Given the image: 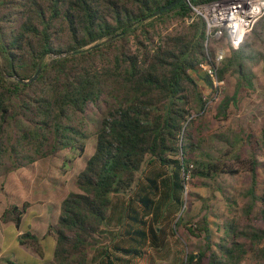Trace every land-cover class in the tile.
Masks as SVG:
<instances>
[{"label":"trees","instance_id":"16d2710c","mask_svg":"<svg viewBox=\"0 0 264 264\" xmlns=\"http://www.w3.org/2000/svg\"><path fill=\"white\" fill-rule=\"evenodd\" d=\"M173 1L0 0V176L64 151L82 156L96 137L57 221L44 234H21L41 256L42 241L53 236L54 264L148 261V250L159 249L180 223L189 181L242 169L251 178L239 218L220 226L217 248L188 251L184 262L247 264L251 257L264 264L260 160L194 156L201 147L195 115L207 101L197 77L213 83L201 70L206 23L192 4L218 0H181L163 9ZM260 62L264 73V15L219 67L230 85L219 116L228 118L240 94L257 89L253 66ZM214 136L233 145L226 133ZM30 206L11 204L0 219L20 228ZM208 220L201 218L196 234H209Z\"/></svg>","mask_w":264,"mask_h":264},{"label":"rangeland","instance_id":"374dc122","mask_svg":"<svg viewBox=\"0 0 264 264\" xmlns=\"http://www.w3.org/2000/svg\"><path fill=\"white\" fill-rule=\"evenodd\" d=\"M216 45L224 46L226 55L231 46L224 38L211 44L212 51ZM262 67V62L253 66V72L258 76L257 89L242 92L238 102L232 104L228 118L224 119L217 113V106L224 92L230 88L227 79L224 81L219 98L208 110L195 115L194 123L196 138L201 146L194 156L206 154L232 163L236 162L234 156L237 154L243 157L254 154L260 160L259 192L264 189V104L259 101V95L264 93ZM233 77L229 76L231 80ZM197 79L204 98L208 100L213 94L211 87L202 78L197 77ZM217 133L228 134L233 145L220 141L214 136ZM95 142V136L88 139L87 149L82 156L76 152L64 151L61 156H51L31 166L0 176V212L11 204L22 207L23 203L28 201L31 206L23 213L22 227L25 230L31 227L32 232L39 234L46 231L50 223L57 221L62 201L77 189L76 176L84 169L87 158L94 152ZM228 148H231L230 151ZM250 178V173L242 169L234 175L221 173L214 179L195 178L189 181L188 189H185L183 194L184 203L177 214L180 217V223L176 226L177 231L174 228V234H170L159 249L148 250L150 254L148 261L138 260L137 264H185L186 252L207 251V245L213 249L217 248V243L224 236V230L220 226L231 220H237L240 216L246 200L243 193L250 185ZM40 214L41 217H37ZM204 215L209 218L210 232L208 235L206 232L198 235L196 233L199 231H195V226ZM13 230L15 228L11 226L6 233L0 229L1 247L12 248L9 234ZM55 245V238L48 236L44 246L47 249L45 260L35 259L24 252L14 254L7 251L5 255L12 258L16 255L20 263L54 264ZM252 247V245L248 246V248ZM210 252L211 250L207 251ZM245 262L252 264L254 261L248 257ZM0 264H4L3 261H0Z\"/></svg>","mask_w":264,"mask_h":264},{"label":"built area","instance_id":"2783aa9c","mask_svg":"<svg viewBox=\"0 0 264 264\" xmlns=\"http://www.w3.org/2000/svg\"><path fill=\"white\" fill-rule=\"evenodd\" d=\"M192 8L206 23L208 60L201 64V70L211 78L213 94L205 103L202 110L205 112L219 98L224 85V80L219 77V67L226 57V49L216 45L212 51L211 44L224 38L232 48H239L246 35L264 15V0H218L192 4ZM186 178L189 181V174ZM185 189H188V184Z\"/></svg>","mask_w":264,"mask_h":264},{"label":"crops","instance_id":"0c3cea01","mask_svg":"<svg viewBox=\"0 0 264 264\" xmlns=\"http://www.w3.org/2000/svg\"><path fill=\"white\" fill-rule=\"evenodd\" d=\"M3 211L0 212V216L2 215ZM37 217H41V214L40 215H37ZM10 226L15 228V230L10 231V234H9L10 237H11L12 248H3V247L0 246V261H3L4 264H10V261H12V262H19L20 263V261H19V259L17 258L16 255L13 256L14 258L5 255V253L7 251H11L14 254H16L18 252H24L27 255H30V256H32L35 259L38 258L39 260H45V256H46L47 249L44 246H45V241H46L47 238H45L42 241V244H43V256H41V255H39L35 251L34 248H32L31 246H29L28 244H25V243L23 244L21 242V234L25 231V229L22 227V224H21V227L18 228L15 224H13V223H5V222H3L0 219V229L4 230L5 233L7 232V229ZM48 227H49V225H48ZM48 227H47L46 231H44L41 234L46 233L47 230H48ZM28 230H31L32 231L31 227H29ZM50 237L53 239V236H50Z\"/></svg>","mask_w":264,"mask_h":264},{"label":"water","instance_id":"95a60500","mask_svg":"<svg viewBox=\"0 0 264 264\" xmlns=\"http://www.w3.org/2000/svg\"><path fill=\"white\" fill-rule=\"evenodd\" d=\"M180 1H181V0L173 1V2L170 3V4L165 5V6L163 7V9H169V8L173 7L176 3L180 2ZM40 70H41V68L38 69V71L35 73V75H34L29 81H33V80H35V79L37 78V76L39 75Z\"/></svg>","mask_w":264,"mask_h":264}]
</instances>
